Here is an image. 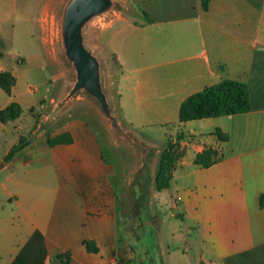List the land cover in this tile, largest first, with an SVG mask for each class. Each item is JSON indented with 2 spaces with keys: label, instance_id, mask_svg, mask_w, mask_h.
<instances>
[{
  "label": "crops",
  "instance_id": "crops-1",
  "mask_svg": "<svg viewBox=\"0 0 264 264\" xmlns=\"http://www.w3.org/2000/svg\"><path fill=\"white\" fill-rule=\"evenodd\" d=\"M123 3L133 13L104 29L120 69V121L187 136L172 180L184 184L173 199L196 237L182 255L195 251L197 264H264V0H210L207 10L202 0ZM225 78L248 84L250 110L179 124L182 101ZM11 122L0 121V264H49L67 251L68 264H127L112 169L95 129L66 119L50 136L68 132L72 143L30 142L3 162L23 135ZM207 148L220 161L195 165Z\"/></svg>",
  "mask_w": 264,
  "mask_h": 264
},
{
  "label": "rangeland",
  "instance_id": "rangeland-1",
  "mask_svg": "<svg viewBox=\"0 0 264 264\" xmlns=\"http://www.w3.org/2000/svg\"><path fill=\"white\" fill-rule=\"evenodd\" d=\"M115 1L118 12L93 20L86 28L85 43L101 59L104 87L120 121L118 94L114 87L120 69L111 55L104 29L119 15L132 14L133 11L123 0ZM67 2L0 0V71L9 70L17 79L10 95L0 88V107L10 100L21 104L23 114L11 125L17 126L36 148L46 146L48 136L66 119L78 117L87 120L95 129L105 159L112 169L111 182L117 195L119 215L118 237L129 254L127 264H197L195 251L189 250L187 256L182 255L188 241L196 237L187 229L189 223L173 199L177 197L176 190L180 184L183 186V181H172L171 187L163 191H157L155 186L161 152L167 140L176 137L180 131L152 128L141 132L131 130L120 121L125 131H130L150 150L147 161L149 214L143 213L137 184L138 177H144L139 176L144 162L141 148L118 136L100 103L85 90L61 102L74 78L59 50V32Z\"/></svg>",
  "mask_w": 264,
  "mask_h": 264
},
{
  "label": "trees",
  "instance_id": "trees-1",
  "mask_svg": "<svg viewBox=\"0 0 264 264\" xmlns=\"http://www.w3.org/2000/svg\"><path fill=\"white\" fill-rule=\"evenodd\" d=\"M210 0H202V5L205 10L208 9ZM147 21L152 19L145 13ZM17 79L9 70L0 71V88L7 94L12 93ZM251 108L250 104V89L247 83L234 80L222 79L218 83L208 86L184 99L181 103L179 113V124H183L193 120L204 118H216L248 112ZM23 114V107L17 101L10 102L7 106L0 109V121L7 123L15 121ZM221 140L227 141L229 136L217 131ZM183 131L178 132L176 137H170L165 148L162 150L160 160L155 176V186L157 191H163L171 187L173 180V172L178 161L184 156L186 148L182 147L181 142L186 138ZM73 142V137L70 133H62L55 136H48L47 144L53 147L57 144H70ZM30 143V140L25 135H21L17 144H15L9 153L5 156L3 162L11 160V158ZM221 157L218 152L212 148H207L198 153L194 159V164L204 168L210 167L219 162ZM146 163V161H145ZM139 205L141 212L149 214V186L150 177L147 173L137 180ZM142 219V213H140ZM89 252H97L98 247L94 240H85L84 242ZM71 259L69 251L57 254L49 260V264H68ZM202 264V263H200Z\"/></svg>",
  "mask_w": 264,
  "mask_h": 264
},
{
  "label": "water",
  "instance_id": "water-1",
  "mask_svg": "<svg viewBox=\"0 0 264 264\" xmlns=\"http://www.w3.org/2000/svg\"><path fill=\"white\" fill-rule=\"evenodd\" d=\"M115 0H68L65 5L59 34L61 57L72 70L73 82L64 102L80 90L94 97L110 120L112 127L121 139L129 141L143 151L144 162L139 176L147 173L149 147L137 140L130 131L121 127L103 81V66L100 57L85 43V31L95 19L104 17L117 8ZM58 110L55 109L54 112ZM146 161V163H145Z\"/></svg>",
  "mask_w": 264,
  "mask_h": 264
},
{
  "label": "bare ground",
  "instance_id": "bare-ground-1",
  "mask_svg": "<svg viewBox=\"0 0 264 264\" xmlns=\"http://www.w3.org/2000/svg\"><path fill=\"white\" fill-rule=\"evenodd\" d=\"M48 13V12H47Z\"/></svg>",
  "mask_w": 264,
  "mask_h": 264
}]
</instances>
